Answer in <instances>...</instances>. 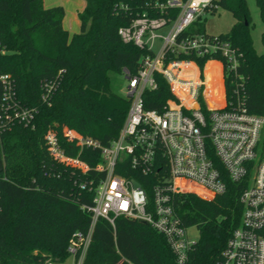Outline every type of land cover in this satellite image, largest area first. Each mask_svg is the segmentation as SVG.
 Instances as JSON below:
<instances>
[{
	"label": "trees",
	"instance_id": "obj_1",
	"mask_svg": "<svg viewBox=\"0 0 264 264\" xmlns=\"http://www.w3.org/2000/svg\"><path fill=\"white\" fill-rule=\"evenodd\" d=\"M85 1L79 13L81 30L70 37L63 24V6L46 7L44 0H0V39L5 50L0 54V72L9 73L19 99L37 109L34 127L15 123L0 137L6 176L0 178V264L68 257L72 234L90 228L92 214L84 206L93 204L103 174L95 170L97 151L84 148L79 152L67 140L65 130L109 144L118 136L129 110L130 101L113 90L110 73H123L124 68L136 73L147 53L134 43L123 42L118 34L119 27L142 10L145 0ZM256 1L264 20V0ZM217 5L236 19L228 33L219 35L238 49L246 107L251 113L264 114V53L253 46L247 0H217ZM189 32L206 31L198 20ZM205 60L197 59L202 68ZM205 74L213 104L220 100L217 64L208 63ZM156 76L158 87L145 92V107L161 110L173 94L165 78ZM230 80L225 83L228 98L233 90ZM46 83H54L47 101L43 99ZM48 130L56 132L66 154L79 156L89 169L80 171L55 159L45 146ZM117 171L127 177L136 172L131 168ZM135 178L152 199L155 177L138 174ZM248 182L249 177L228 181L225 193L212 199L188 192L175 195L176 210L185 224L200 230L184 264H215L220 259L229 236L241 223L239 196ZM130 263L179 264L166 238L148 223L121 216L113 227L98 218L85 264Z\"/></svg>",
	"mask_w": 264,
	"mask_h": 264
},
{
	"label": "built area",
	"instance_id": "obj_2",
	"mask_svg": "<svg viewBox=\"0 0 264 264\" xmlns=\"http://www.w3.org/2000/svg\"><path fill=\"white\" fill-rule=\"evenodd\" d=\"M142 7L129 24L118 29L123 42L147 50L136 73L123 69L130 106L118 136L102 144L65 130L79 152L92 148L99 154L95 170L103 176L95 187L93 204L84 206L92 214L90 228L72 234L64 261L46 257L35 264H85L98 218L115 227V219L121 216L148 223L166 238L176 261L184 264L196 241L176 210L175 195L188 192L210 199L225 193L228 181L248 177L239 196L241 223L215 264H264V114L251 113L246 107L239 52L231 41L207 32H189L203 14L218 7L217 0H145ZM4 51L0 39V54ZM197 59H206L203 68ZM210 62L223 75L217 92L220 100L213 104L205 74ZM187 68L192 73H185ZM157 74L165 78L173 94L161 110L145 107L144 94L158 87ZM228 78L233 89L229 98ZM53 90L54 83L45 84V101ZM36 114L35 107L19 99L12 76L0 72V137L15 123L34 127ZM45 146L58 161L80 171L89 169L79 156L65 153L55 131H47ZM3 167L0 178L5 179L4 161ZM130 168L136 171L132 177L117 171ZM138 174L155 177L152 199L135 178Z\"/></svg>",
	"mask_w": 264,
	"mask_h": 264
},
{
	"label": "rangeland",
	"instance_id": "obj_3",
	"mask_svg": "<svg viewBox=\"0 0 264 264\" xmlns=\"http://www.w3.org/2000/svg\"><path fill=\"white\" fill-rule=\"evenodd\" d=\"M247 6L249 8L250 16L252 19L250 33L253 41V46L257 52L264 53V44L262 42V34L264 32V20L261 17L260 8L256 0H247ZM199 22L204 25L205 31L207 33L219 35L228 33L233 24L236 22V19L229 10L218 6L215 13L207 12L203 14L202 17L199 19ZM167 29L168 28L161 29V32H166ZM159 48L160 43H157L155 50L158 51ZM184 72L190 74L192 73V69L187 68ZM110 82L115 92L125 96V89L128 84V80L123 73L118 71H112L110 73ZM216 84L218 86L219 91L223 84V75L220 71H218ZM216 105L221 106L219 104ZM209 198L212 199V197ZM188 235L192 240L197 241L200 236V230L198 226L194 225L189 227Z\"/></svg>",
	"mask_w": 264,
	"mask_h": 264
},
{
	"label": "crops",
	"instance_id": "obj_4",
	"mask_svg": "<svg viewBox=\"0 0 264 264\" xmlns=\"http://www.w3.org/2000/svg\"><path fill=\"white\" fill-rule=\"evenodd\" d=\"M46 7L63 6L65 10L63 24L70 37L81 30L79 13L85 8V0H44Z\"/></svg>",
	"mask_w": 264,
	"mask_h": 264
},
{
	"label": "water",
	"instance_id": "obj_5",
	"mask_svg": "<svg viewBox=\"0 0 264 264\" xmlns=\"http://www.w3.org/2000/svg\"><path fill=\"white\" fill-rule=\"evenodd\" d=\"M3 161H2V158L0 157V172L3 171Z\"/></svg>",
	"mask_w": 264,
	"mask_h": 264
}]
</instances>
